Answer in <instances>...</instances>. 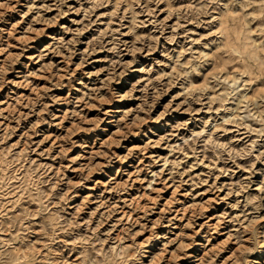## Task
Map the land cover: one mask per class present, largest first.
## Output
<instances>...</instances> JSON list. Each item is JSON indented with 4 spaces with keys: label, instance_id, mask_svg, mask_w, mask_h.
I'll return each mask as SVG.
<instances>
[{
    "label": "rangeland",
    "instance_id": "rangeland-1",
    "mask_svg": "<svg viewBox=\"0 0 264 264\" xmlns=\"http://www.w3.org/2000/svg\"><path fill=\"white\" fill-rule=\"evenodd\" d=\"M0 264H264V0H0Z\"/></svg>",
    "mask_w": 264,
    "mask_h": 264
}]
</instances>
